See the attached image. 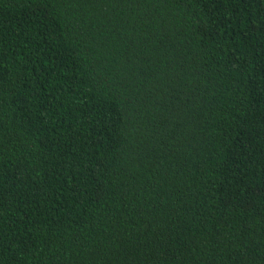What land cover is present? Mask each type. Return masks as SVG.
I'll return each instance as SVG.
<instances>
[{
  "label": "trees",
  "instance_id": "obj_1",
  "mask_svg": "<svg viewBox=\"0 0 264 264\" xmlns=\"http://www.w3.org/2000/svg\"><path fill=\"white\" fill-rule=\"evenodd\" d=\"M0 264H264V0H0Z\"/></svg>",
  "mask_w": 264,
  "mask_h": 264
}]
</instances>
